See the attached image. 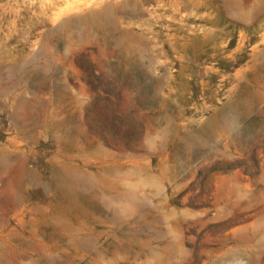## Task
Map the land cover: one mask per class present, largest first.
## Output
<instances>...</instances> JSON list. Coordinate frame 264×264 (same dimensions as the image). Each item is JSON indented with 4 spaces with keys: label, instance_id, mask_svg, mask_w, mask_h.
Instances as JSON below:
<instances>
[{
    "label": "rangeland",
    "instance_id": "1",
    "mask_svg": "<svg viewBox=\"0 0 264 264\" xmlns=\"http://www.w3.org/2000/svg\"><path fill=\"white\" fill-rule=\"evenodd\" d=\"M0 200V264H264V0H0Z\"/></svg>",
    "mask_w": 264,
    "mask_h": 264
},
{
    "label": "bare ground",
    "instance_id": "2",
    "mask_svg": "<svg viewBox=\"0 0 264 264\" xmlns=\"http://www.w3.org/2000/svg\"><path fill=\"white\" fill-rule=\"evenodd\" d=\"M93 3H94V2H93ZM93 3H92V4H93ZM125 7H126V6H125ZM107 9H108V8H107ZM107 15H108V14H107ZM77 32H78V31H77ZM87 37H88V36H87ZM90 38H91V37H90ZM82 39H83V38H82ZM77 40H78V39H77ZM79 41H80V40H79ZM103 43H104V42H103ZM3 90H4V89H3ZM1 92H2V91H1ZM4 93H5V92H4ZM233 112H234V111H233ZM22 175H23V174H22ZM1 180H2V179H1ZM7 185H8V184H7ZM121 185H122V184H121ZM94 186H95V185H94ZM124 186H125V185H124ZM15 187H16V186H15ZM105 187H106V186H105ZM125 187H126V186H125ZM10 188L13 189L12 187H10ZM4 189H5V188H4ZM11 189H9V190H11ZM126 189H127V188H126ZM13 191H15V190H13ZM23 191H24V190H23ZM11 192H12V191H11ZM4 193H5V192H4ZM127 193H128V192H127ZM21 194H22V193H21ZM128 194H129V193H128ZM14 195H15V194H14ZM23 195H24V194H23ZM124 196H125V195H124ZM129 196H130V194H129ZM133 196H134V195H133ZM6 198H7V196L4 197L5 201L2 203L3 205H4V204H7V203H10V202H12V200H13L12 197H8L7 200H6ZM24 198H25V197H24ZM15 199H16V198H15ZM0 201H2V200H0ZM23 201H24V200H23ZM20 204H21V203H20ZM3 205H2V206H3ZM11 205H13V204H11ZM23 205H24V204H22V206H23ZM25 205H26V204H25ZM25 205H24V206H25ZM20 206H21V205H20ZM5 207H6V205H5ZM11 207H12V206H11ZM22 208H23V207H22ZM10 209H11V208H10ZM20 209H21V207H20ZM9 211H10V210H9ZM14 211H15V210H14ZM15 212H16V211H15ZM15 212H14V213H15ZM20 212L22 213L21 210H20ZM28 215H29V214H28ZM26 220H27V219H26ZM12 232H13V231H12ZM14 235H15V234H14ZM15 237H16V236H15ZM17 237H18V236H17ZM5 239H6V238H4V240H5ZM1 241H2V239H1ZM1 241H0V242H1ZM5 241H6V240H5ZM6 243H7V242H6ZM0 246H1V245H0ZM21 255H22V254H21ZM26 260H27V259H26ZM24 261H25V260H24ZM14 263H15V262H14Z\"/></svg>",
    "mask_w": 264,
    "mask_h": 264
}]
</instances>
